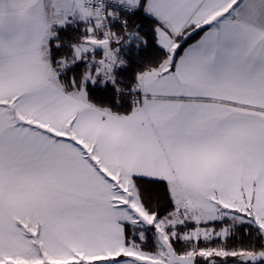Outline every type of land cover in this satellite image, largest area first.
<instances>
[{
    "label": "snow or ice",
    "instance_id": "6c2138e0",
    "mask_svg": "<svg viewBox=\"0 0 264 264\" xmlns=\"http://www.w3.org/2000/svg\"><path fill=\"white\" fill-rule=\"evenodd\" d=\"M0 264H264V0H0Z\"/></svg>",
    "mask_w": 264,
    "mask_h": 264
}]
</instances>
